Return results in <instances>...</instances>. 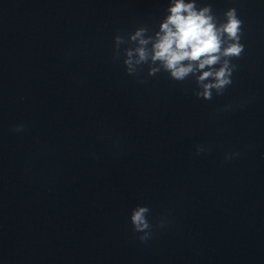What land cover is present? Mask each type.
<instances>
[{"label": "clouds", "instance_id": "clouds-1", "mask_svg": "<svg viewBox=\"0 0 264 264\" xmlns=\"http://www.w3.org/2000/svg\"><path fill=\"white\" fill-rule=\"evenodd\" d=\"M167 12L154 36H146L145 28L137 29L131 35L130 39L138 46L126 51L124 63L129 73L133 72L134 64L149 61L151 65H159L150 66L149 75L163 69L176 81H183L189 74L199 71L197 82L203 91L197 96L211 99L213 89L221 92L232 83V70L236 66L231 64V58H239L244 51V45L240 43L242 21L236 9L229 8L224 12L223 22L218 20L211 4L199 7L196 0H171ZM117 42H120L119 37ZM216 65L220 66L215 68ZM209 78L212 81L205 83ZM148 212V207L137 206L130 215L133 230L144 233L139 237L142 242L151 238L147 231L150 228Z\"/></svg>", "mask_w": 264, "mask_h": 264}]
</instances>
